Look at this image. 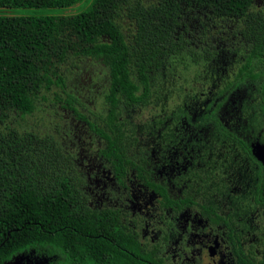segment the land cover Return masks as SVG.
I'll return each mask as SVG.
<instances>
[{
	"label": "flooded vegetation",
	"instance_id": "obj_1",
	"mask_svg": "<svg viewBox=\"0 0 264 264\" xmlns=\"http://www.w3.org/2000/svg\"><path fill=\"white\" fill-rule=\"evenodd\" d=\"M182 4L177 22L168 20L179 54L159 52V61L149 62L148 99L118 95V116L105 119L110 70L89 56L67 79L54 127L92 201L119 207L160 264H264V45L249 17L213 20L199 4ZM166 19L157 21L164 26ZM137 22L123 21L128 65L136 64L143 38ZM204 35L217 41L208 44ZM206 45L225 51L206 60ZM161 96L176 108H163ZM110 121L133 129L128 168L117 169L106 154L107 135L116 133ZM19 254L45 256L36 249Z\"/></svg>",
	"mask_w": 264,
	"mask_h": 264
},
{
	"label": "trees",
	"instance_id": "obj_2",
	"mask_svg": "<svg viewBox=\"0 0 264 264\" xmlns=\"http://www.w3.org/2000/svg\"><path fill=\"white\" fill-rule=\"evenodd\" d=\"M183 1L210 10L213 20L249 17L264 45V0H0V264L30 249L50 257L48 264H160L119 207L92 201L54 124L61 125L58 102L69 90L67 79L89 56L110 70L105 119L118 116V95L140 92L139 99H148L149 62H158L159 52L179 54L168 20L177 22ZM126 16L138 20L143 37L131 65L123 48L129 45L122 30ZM223 50L206 45L200 55L210 60ZM111 124L116 133L107 135L106 154L117 169L128 168L133 129Z\"/></svg>",
	"mask_w": 264,
	"mask_h": 264
},
{
	"label": "water",
	"instance_id": "obj_3",
	"mask_svg": "<svg viewBox=\"0 0 264 264\" xmlns=\"http://www.w3.org/2000/svg\"><path fill=\"white\" fill-rule=\"evenodd\" d=\"M48 256H24L17 255L15 256V261H7L5 264H48L50 261Z\"/></svg>",
	"mask_w": 264,
	"mask_h": 264
},
{
	"label": "rangeland",
	"instance_id": "obj_4",
	"mask_svg": "<svg viewBox=\"0 0 264 264\" xmlns=\"http://www.w3.org/2000/svg\"><path fill=\"white\" fill-rule=\"evenodd\" d=\"M218 67H219V69H222L223 68V64H221V65H218ZM227 70H229L230 68H231V66L228 64L227 66ZM158 100H160L161 102H162V107L164 108V107H166V105H168V108H171V109H175L176 108V103L177 102H175V101H165V99H164V97L163 96H161L160 97V99H158ZM158 100H156V103L154 102V103H152V106H149V108L151 109V112H150V114H156L157 113V110H156V104H157V101ZM228 99H226L224 102H223V104L222 105H225V104H227L228 103ZM226 106H228V104L226 105ZM164 110H166V109H164ZM222 109L220 108V111H221Z\"/></svg>",
	"mask_w": 264,
	"mask_h": 264
},
{
	"label": "clouds",
	"instance_id": "obj_5",
	"mask_svg": "<svg viewBox=\"0 0 264 264\" xmlns=\"http://www.w3.org/2000/svg\"><path fill=\"white\" fill-rule=\"evenodd\" d=\"M17 255H20V254H17ZM17 255H15V256H17ZM11 260H12V261H15V260H14V257H13ZM9 261H10V260H9Z\"/></svg>",
	"mask_w": 264,
	"mask_h": 264
}]
</instances>
